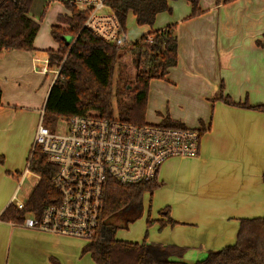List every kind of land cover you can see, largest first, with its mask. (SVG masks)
<instances>
[{
	"label": "crops",
	"instance_id": "1",
	"mask_svg": "<svg viewBox=\"0 0 264 264\" xmlns=\"http://www.w3.org/2000/svg\"><path fill=\"white\" fill-rule=\"evenodd\" d=\"M170 6L172 12L159 13L152 27L142 25L140 37L177 24L179 45L177 65L164 79L150 81L147 112L155 116L156 123L168 116L204 133L199 157L190 161L170 158L160 169L158 182L174 195L168 207L177 225L165 226L156 241L191 248L183 260L193 263L203 259L198 257L209 249L234 244L239 219L264 217V113L219 99L223 84V94L235 102L264 103V0H200L204 13L192 18L187 0L170 1ZM125 36L128 42L140 38L132 41L127 32ZM57 48V42L37 43L36 36L33 50H12L1 56L0 153L5 137L13 128L19 130L21 117L37 118L39 110L42 118L56 78L48 65V50ZM45 84V91L38 95ZM22 88L30 89L26 103L19 92ZM10 89L14 98L8 99L5 95ZM36 123L30 127L31 149L39 125ZM176 161L188 163L190 168L182 174L172 173L170 168ZM8 168L14 187L0 198V215L11 204L13 188L17 189L25 170ZM30 173L34 187L40 176ZM161 220L167 221L168 217L162 216ZM69 240L68 236L0 220V264H52L53 257L68 264L61 246L69 245ZM78 253L79 249L76 256ZM83 255L92 258L89 253ZM194 256L198 259L193 260Z\"/></svg>",
	"mask_w": 264,
	"mask_h": 264
},
{
	"label": "trees",
	"instance_id": "2",
	"mask_svg": "<svg viewBox=\"0 0 264 264\" xmlns=\"http://www.w3.org/2000/svg\"><path fill=\"white\" fill-rule=\"evenodd\" d=\"M170 1L175 0H107V4L126 32L129 14L135 16L138 25L152 27L159 13L172 12ZM187 1L191 5L189 18L204 13L199 7L200 0ZM220 1L217 0V3ZM47 8L43 0H5L0 9V52L33 50L40 24L31 12L35 10L42 18ZM65 8V12L57 18L59 23L51 28L58 48L48 50V65L58 69L59 73L48 93L42 120L96 114L135 124L145 123L150 81L164 79L168 70L178 63L177 24L153 30L129 43L136 69L134 82L131 83L122 71L115 77L121 57L120 48L83 27L86 12L71 5H65ZM223 91L224 85L221 84L219 99L225 103L264 113V103L235 102ZM125 92L129 93L128 98L124 96ZM161 124L167 127L185 126L168 116ZM201 133H204L203 129ZM29 168L40 176V180L31 190L25 208L19 210L11 203L1 213L0 220L23 222L27 216H39L47 205L60 200V194L52 184L57 167L48 161L39 146L32 154ZM262 179L264 182V170ZM161 185L156 180L121 184L110 179L104 190L99 227L93 239L83 246L82 254L89 253L95 264H264V217L239 219L234 244L209 250L206 257L193 263L183 260L187 251L185 247L149 242L147 237L141 242L117 239L115 233L118 226L113 223L106 225L105 219L124 209L130 210L132 215L121 226L126 227L127 223L139 217L145 193L152 195ZM161 214L168 217L167 221L161 220V228L177 224L170 217V207L161 210ZM147 224L150 225L151 221L148 220ZM105 225V228H110L108 237L102 233ZM51 262L61 264L55 258H51Z\"/></svg>",
	"mask_w": 264,
	"mask_h": 264
},
{
	"label": "built area",
	"instance_id": "3",
	"mask_svg": "<svg viewBox=\"0 0 264 264\" xmlns=\"http://www.w3.org/2000/svg\"><path fill=\"white\" fill-rule=\"evenodd\" d=\"M43 1L47 5L54 2L71 5L86 12L83 27L107 43L120 49L129 43L107 0ZM4 2L0 0V9ZM54 72L57 76L59 70ZM42 119L28 165L19 176L11 200L17 209L25 208L28 197L19 199V192L31 174L32 154L39 146L48 161L57 167L52 184L60 200L47 205L39 216L29 215L23 222L13 223L42 232L90 242L99 227L104 190L110 179L121 184L158 181L160 169L168 159L197 157L200 153V128L167 127L147 121L135 124L88 114L69 118L66 129L58 132L46 126Z\"/></svg>",
	"mask_w": 264,
	"mask_h": 264
},
{
	"label": "rangeland",
	"instance_id": "4",
	"mask_svg": "<svg viewBox=\"0 0 264 264\" xmlns=\"http://www.w3.org/2000/svg\"><path fill=\"white\" fill-rule=\"evenodd\" d=\"M63 10H65V7L62 3H51V5L48 6L47 11L42 18L40 15L34 12L35 10H32L31 16L40 24V29L37 34V43L44 44L45 41L47 40L48 42H52L53 44L56 43V41L52 37L51 28L53 25L59 23L57 16L58 13H60V11ZM142 31H143L142 26L136 23V20L132 15H128L126 21V32L128 38L133 41L141 36ZM130 42L131 41H129V43ZM129 43L126 45L124 49H120L119 51L121 57L119 58V63L117 66L115 77L117 78L118 72L122 71L123 76H127L128 80L131 83H133L136 74V69L132 62L133 56L129 52L130 50ZM7 53L8 52L5 50L1 51L0 58L1 56L2 57L5 56ZM54 70H56V68ZM45 86L46 84L43 85L41 89L40 88L38 89V95L41 94L42 90L45 91L46 89L44 88ZM8 87H10V85ZM22 89L23 90L19 92L24 94L26 99H24L23 101H25L26 103L27 101L30 100V95H29L30 89L29 91L26 90V88H22ZM32 91L34 92L35 90ZM128 94H129L128 92H125L124 96L128 98ZM5 97H7L8 99L14 98L11 89L8 91V94H6ZM40 99L41 97L39 98V102H41ZM38 112L39 114L37 118H34L33 115H25L21 117L20 120L18 121L19 130H17V128H13L11 133L8 136H6L5 140L3 141L1 147L3 150H1L2 152L0 153V170L3 172V176H0L1 199L4 198L8 192H10L12 187H14V184L12 185V183L10 182V179L14 177L12 172L9 171L8 167H10V170L18 168L21 169V171H23L28 165V161L31 155L30 149L32 145V144L30 145L28 144L29 143L28 141H30L32 138V132H30V127L31 124H34L36 120L37 123L35 124V126H37L38 123H40L39 119L41 118V116L39 115L40 113H42V111L40 112L38 110ZM155 119H156L155 116H153L152 113L147 112L146 109L145 120L156 123ZM43 123L46 126L53 129L54 131L62 132L67 127L68 119L65 117H56L52 121L43 120ZM21 126L24 128H20ZM202 137L203 134L201 136L200 147L202 146V139H203ZM32 142L34 144V140H32ZM197 157H199V155ZM197 157H176V158L180 160L190 161L196 159ZM189 168L190 167H188V163L176 161L174 164H172L170 171L172 173L180 172V174H182L183 170H187ZM18 184L19 182L17 181L16 186H18ZM32 187H33V180L32 178L27 177L21 187V191L19 192V199H24V198L26 199L29 196ZM13 190L14 191L12 192L14 194L16 187L15 189L13 188ZM173 197L174 195L172 194V192H170L167 189H164L161 185L159 188H157L154 191L152 197L150 196V193H145L142 201V207L140 208V215L134 222L132 223L129 222L127 223L128 225L126 227H121L123 224L127 222V220L132 215V211L124 209L107 217L105 219V223L106 225L109 223H113L114 225L118 226L115 233V237L117 239H122L125 241H132V242H141L145 239V237H147V240L149 242L158 243L156 241L157 235L159 234V232H162L163 229L165 228V226L161 228V221H160V218L162 217L161 210L165 209L170 205V202L173 201ZM176 206L178 207V204H176ZM148 220L151 221L150 225L147 224ZM106 225L102 227V231L106 230V232H104V235L108 237L107 231L110 230V228L108 227L105 228ZM176 225H174L173 227H175ZM68 237L71 239L69 240L70 244L61 246L63 259H69L67 262L68 264H95L93 259L90 258L89 256L86 255L82 256L81 248L83 245L87 244L89 240L79 237H71V236ZM185 248H187V251L185 253V255H187L191 251V248L189 247H185ZM78 249H79V253L76 256L75 251ZM209 250L204 252V254H202L199 257L194 256L193 260H196L200 257L203 258L206 257L207 252ZM53 258L57 259L61 264H63V262L59 258L57 257H53Z\"/></svg>",
	"mask_w": 264,
	"mask_h": 264
},
{
	"label": "water",
	"instance_id": "5",
	"mask_svg": "<svg viewBox=\"0 0 264 264\" xmlns=\"http://www.w3.org/2000/svg\"><path fill=\"white\" fill-rule=\"evenodd\" d=\"M102 233H103V231H102Z\"/></svg>",
	"mask_w": 264,
	"mask_h": 264
}]
</instances>
